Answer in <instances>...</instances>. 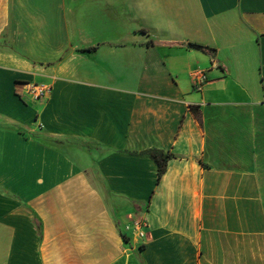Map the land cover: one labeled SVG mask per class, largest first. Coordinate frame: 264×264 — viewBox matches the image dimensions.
Returning <instances> with one entry per match:
<instances>
[{
    "label": "crops",
    "instance_id": "crops-1",
    "mask_svg": "<svg viewBox=\"0 0 264 264\" xmlns=\"http://www.w3.org/2000/svg\"><path fill=\"white\" fill-rule=\"evenodd\" d=\"M0 264H264V0H0Z\"/></svg>",
    "mask_w": 264,
    "mask_h": 264
},
{
    "label": "trees",
    "instance_id": "trees-1",
    "mask_svg": "<svg viewBox=\"0 0 264 264\" xmlns=\"http://www.w3.org/2000/svg\"><path fill=\"white\" fill-rule=\"evenodd\" d=\"M186 47L188 49L191 50H196L199 51L203 54H206L208 56H210L214 50L201 46V45H197V44H186ZM193 116L195 117L196 120L199 119V111H198V107H191L190 108ZM149 158L153 161L156 170H157V183L160 181V179L162 178V176L165 174L166 172V167H167V163L169 160H171L173 158V155L171 153H164L162 151H158V150H150L147 152Z\"/></svg>",
    "mask_w": 264,
    "mask_h": 264
},
{
    "label": "built area",
    "instance_id": "built-area-1",
    "mask_svg": "<svg viewBox=\"0 0 264 264\" xmlns=\"http://www.w3.org/2000/svg\"><path fill=\"white\" fill-rule=\"evenodd\" d=\"M206 82V76L204 73L198 74L194 82V89L196 91H201ZM49 92V87L45 84H32L27 89V94L31 96L34 101L44 100ZM140 238L144 237V232L142 230L143 224L139 223L137 225Z\"/></svg>",
    "mask_w": 264,
    "mask_h": 264
}]
</instances>
